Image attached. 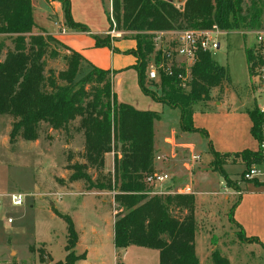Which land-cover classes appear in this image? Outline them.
<instances>
[{"label": "trees", "instance_id": "obj_1", "mask_svg": "<svg viewBox=\"0 0 264 264\" xmlns=\"http://www.w3.org/2000/svg\"><path fill=\"white\" fill-rule=\"evenodd\" d=\"M44 1L61 6L66 32L89 33L86 26L72 20L69 0ZM100 1L103 6L104 0ZM110 2L111 20L105 11L109 29L113 20L116 31L133 34L123 39L134 41L135 48L123 54L136 60L132 69L137 74L142 94L169 109H177L181 133L206 137L204 131L193 127V107L209 102L210 92L226 85V70L210 54L198 52L190 66L185 68L172 63L170 76L160 69L156 80H148L151 62L162 65L164 70L169 65L159 51H154V38L160 33L205 31L212 27L226 32L259 30L264 1L185 0L179 7L163 0ZM92 38L96 48L120 53L112 47L109 36ZM166 38H169L167 46H172L173 39ZM246 55L248 64L252 63V51L248 50ZM49 61H61L64 69L56 72L48 68ZM112 75L110 71L92 66L81 55L39 29L34 21L32 0H0V116L13 120L9 143L15 144L18 139L37 141L43 125L49 131L67 132L70 125L77 122L74 130L84 141L83 161L67 164L66 178L58 179L57 184L81 183L85 193H113L116 264H122L120 251L132 246L156 250L159 264H198L193 195L150 196L152 188L146 183L156 171L153 160L158 148L154 125L162 120L161 116L119 103L112 92ZM151 88L158 89L159 98L150 92ZM248 117L250 135L259 145L264 142V115L254 109L248 112ZM208 152L213 160L230 156L215 153L209 143ZM107 154L113 155V169L112 173L104 174ZM233 156L244 164V173L251 166L264 164L259 150H244ZM90 170L97 173L95 177ZM244 183L264 187L257 179ZM238 200L239 197L231 212L236 227L232 213ZM52 211L66 223L68 234L67 255L63 263L55 264H74L81 257L71 253L77 242L72 221ZM239 230L245 237L243 230ZM247 239L264 248L255 238ZM213 263L219 264V261L214 258Z\"/></svg>", "mask_w": 264, "mask_h": 264}, {"label": "rangeland", "instance_id": "obj_2", "mask_svg": "<svg viewBox=\"0 0 264 264\" xmlns=\"http://www.w3.org/2000/svg\"><path fill=\"white\" fill-rule=\"evenodd\" d=\"M103 2L104 8L100 0H75L77 18L86 20L97 30L108 26L106 36L112 41L131 37L132 33L116 31L113 20L109 29L105 11L111 20V2ZM177 2L183 0L173 1L174 4ZM32 6L36 26L50 35L49 30L56 29L53 23L57 19L49 3L32 0ZM260 29H264V16ZM112 31L113 35L110 34ZM181 32L162 33L165 40L154 47V51L167 47L169 38L166 37L175 39ZM247 32L250 31L231 32L219 39L220 48L213 60L226 70L227 83L221 90L210 92L209 102L196 104L193 108L194 128L204 130L207 135L209 132V144L215 153H221L219 155L228 152L226 150L242 152L259 148L250 135L248 112L264 107V93L259 92L258 83L250 74L246 53L253 49L254 37ZM48 68L58 72L64 69V65L61 61H49ZM150 92L159 98L158 89L151 88ZM216 103L219 106L216 107ZM12 122L10 117L0 116V194L21 193L25 200L21 207H12L7 200L3 203L0 211V264L63 263L67 255V226L52 209L72 221L77 242L71 253L74 257H81L74 264H113L111 225L116 214L112 205L113 194L85 193L81 183L73 184L70 189L64 187L67 185L57 184L58 179L66 178L67 164L83 161L84 141L74 130L77 122L72 123L67 132L49 131L43 125L37 141L18 139L15 144H10L8 136ZM178 123L179 111L164 108L163 118L155 128V141L158 152L164 154L169 151L164 140L173 138L174 158L161 164L160 171L168 175V182L150 186L151 192L165 194L174 189L173 185L191 186L195 193V255L198 264H214V258L219 264H264V248L243 237L231 220L232 208L239 197L237 191L245 186L242 179L244 164L233 155L213 160L207 142L198 133H181ZM192 156L199 157V160L189 173L184 165H191ZM111 157L112 154L105 156L104 174L112 173ZM89 173L92 177L97 174L92 170ZM246 189L254 190V186L251 184L243 190ZM7 218L12 219L10 225L6 224ZM85 250L95 251L97 258L87 262L85 253L81 254Z\"/></svg>", "mask_w": 264, "mask_h": 264}, {"label": "crops", "instance_id": "obj_3", "mask_svg": "<svg viewBox=\"0 0 264 264\" xmlns=\"http://www.w3.org/2000/svg\"><path fill=\"white\" fill-rule=\"evenodd\" d=\"M69 1H70V13L72 20L75 23L86 26L87 29L89 30V33L65 32V34H61L60 30L57 27L56 29H54L52 25H50L52 28L51 30H49L50 31L49 34L52 35L54 39L65 45L70 50L81 55L83 59L86 60L92 66L100 70L110 71L111 73H113L111 87H112V92L114 93L116 100L119 103L129 105L137 111L155 112L159 114L162 119L164 108L167 107L152 101L149 97L142 94L138 86L137 74L132 69V66L135 65L136 60L131 55L123 54L125 51L133 50L135 48L134 41L132 40L112 41L111 39L112 47L114 49H117L120 53H114L111 49L108 48H96L94 39L92 37L97 36L99 38H103V36H106L108 34L107 33L108 26L107 28H102L99 30H97V28H92V26H90V24L86 20H80L77 18L75 12L76 10L75 0H69ZM49 5H50V9H52V12L57 19V22L55 23L56 24L59 23V25L63 27L61 6L58 3H49ZM217 106H219V104L216 103V107ZM206 109L210 110L211 108L206 107ZM194 118H195L194 115H192V124ZM159 123L160 122L155 123L154 125L155 140H156L155 128H157L156 125ZM193 127H195V125H193ZM199 136L202 138V140L204 139L207 142V150H208L209 132L208 135L206 133V137L200 134ZM200 146L202 148H205L203 147V144H201ZM226 151L228 152L224 154L227 155L240 153L239 150L238 152H235V150H226ZM249 151H255V150H249ZM155 168L157 170L158 169L160 170L161 165H157ZM258 182L264 183V180H258ZM74 184H78V183H74ZM72 185L73 184L68 185L67 189H70ZM250 185L251 183H246L243 189H245L246 186H250ZM243 189H241L238 203L233 210L232 218L235 221L237 227L239 229L244 230L245 237L247 238L257 237L260 240V242H264V187H259V188L254 187V190L251 189L249 191L248 189L246 190ZM112 205H114L113 199H112ZM113 223H114V218L112 220V225H111L112 242H113ZM92 233L94 234L96 232L92 231ZM83 253H85L84 258L86 259L87 262H89V259L94 260L97 258L96 253L93 250H85L81 254ZM117 254L118 253L114 249L113 264H116ZM120 255H121L120 258L122 264H159V254L156 250H149V249L132 246L125 250L120 251ZM140 258H142L141 262H140Z\"/></svg>", "mask_w": 264, "mask_h": 264}, {"label": "built area", "instance_id": "obj_4", "mask_svg": "<svg viewBox=\"0 0 264 264\" xmlns=\"http://www.w3.org/2000/svg\"><path fill=\"white\" fill-rule=\"evenodd\" d=\"M185 0H183L184 2ZM182 2V3H183ZM182 3H173L176 7H179ZM59 30L61 34H65V29L59 23L54 24ZM231 32L220 31L216 27H212L210 30L205 31H184L181 32L175 39H173V45L167 46L163 49H158L161 53V56L165 58L168 62L167 70H164L162 65H156L152 63L149 65L147 77L148 80H156L158 76V71L162 69L166 72L167 75H171L169 72V68L174 63L175 65H183L185 68L190 66L196 60V55L198 52H203L210 54L212 57L215 52L220 48L219 39L221 37H225L229 35ZM111 35L114 34L110 33ZM246 34H250L254 37V47L252 50L254 61L249 64L250 66V74L251 77L256 79L258 83L257 86L259 88V92L264 93V29H260L257 31H250ZM162 33L157 34L154 38V47H157L159 44L163 42ZM258 111L264 115V107L258 109ZM164 144L167 148H169L168 153L160 154L157 152L154 155V167L157 165L164 164L169 162L170 159L174 158V139L166 138L164 140ZM191 150L192 147L188 146ZM258 150L261 152L262 156H264V142L259 144ZM199 160V157L192 156L191 165L185 164L184 168L190 173L191 167L194 163ZM264 167V164L260 167H254L248 170L243 174V181H251L254 179H264V170L261 169ZM156 169V168H155ZM161 169V168H160ZM169 177L165 173H161V171L156 169L154 175L148 177L146 179V183L149 186H155L157 184H163L168 182ZM172 191H169L165 194L151 192L149 193L151 196H164V195H194L192 188L189 184L187 185H176L173 187ZM240 195V193H238ZM8 201L10 206L12 207H21L24 204L25 195L21 193H10V194H0V211L3 208L4 201ZM12 223L11 218L6 219V224L10 225ZM89 264V263H86Z\"/></svg>", "mask_w": 264, "mask_h": 264}, {"label": "water", "instance_id": "obj_5", "mask_svg": "<svg viewBox=\"0 0 264 264\" xmlns=\"http://www.w3.org/2000/svg\"><path fill=\"white\" fill-rule=\"evenodd\" d=\"M163 1H165V2H167V3H173V1L174 0H163ZM50 206H52V204L50 203ZM48 261H46V263H47Z\"/></svg>", "mask_w": 264, "mask_h": 264}]
</instances>
